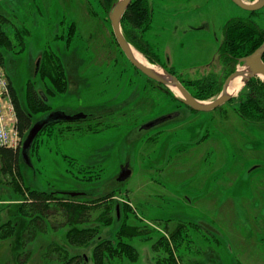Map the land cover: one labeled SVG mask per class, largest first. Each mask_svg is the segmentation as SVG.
Returning <instances> with one entry per match:
<instances>
[{
  "label": "rangeland",
  "instance_id": "obj_1",
  "mask_svg": "<svg viewBox=\"0 0 264 264\" xmlns=\"http://www.w3.org/2000/svg\"><path fill=\"white\" fill-rule=\"evenodd\" d=\"M149 1L152 20L139 31L147 45L142 46L155 57V64L173 68L184 80L216 74L225 81L228 75L218 55L228 21L250 17L264 28V7L248 11L232 0ZM0 12L12 19L5 28L10 34L28 30L25 44L17 47L20 52H9L4 68L24 102L32 81L42 98L40 91L45 93L52 111H101L97 131L78 122H70L72 129L80 126L83 131L48 136L50 128L45 130L33 144L32 165H27L25 174L39 190L84 192L72 196L80 200L113 194L106 199L113 202V223L97 221L106 209L92 206L93 220L88 224L100 225L101 238H113L124 222L134 227L135 235L124 240L135 246L139 259L107 257L104 264L165 260L169 254L163 238L178 264H264V123L245 122L234 109L238 100H232L239 99L243 89L212 111L179 103L171 96L174 91L161 88L127 59L113 33L109 10L97 0H0ZM72 23L74 38L68 43L65 35ZM47 46L65 62L70 86L64 94L52 95L38 76L37 61ZM174 111L180 115L135 132ZM44 114H36L37 119ZM126 163L131 175L118 180ZM80 164L95 166L101 177L92 183L75 180L68 170L76 171ZM3 190L9 193L6 198L12 197L9 188ZM8 212L0 214V222ZM200 220L221 234L203 228ZM61 221L59 217L56 222ZM61 224L39 232L23 248L16 247L17 237L4 241L0 264H61L48 249L66 243L69 226ZM180 224L183 229L172 239ZM67 248L86 256L87 264H95L94 243Z\"/></svg>",
  "mask_w": 264,
  "mask_h": 264
},
{
  "label": "trees",
  "instance_id": "obj_2",
  "mask_svg": "<svg viewBox=\"0 0 264 264\" xmlns=\"http://www.w3.org/2000/svg\"><path fill=\"white\" fill-rule=\"evenodd\" d=\"M97 1L104 9L109 10L116 0ZM152 10L151 1L132 0L123 18L122 26L127 39L137 49L145 52L152 63H158L155 57L151 56L144 47L147 46L145 39L143 35L139 34V31H144L147 25L151 23ZM11 22L12 19L8 15L0 12V65L4 68L7 54L9 52H20L17 47L21 45L23 47L28 33V30L23 28L21 30L16 29L10 34L5 28ZM74 27L75 23L69 25V31L65 35L68 43L74 38L71 33V29ZM224 33L225 38L220 45L218 58L224 64L226 74L229 75L235 70L238 58L252 53L264 42V28L260 27L250 17H239L226 23ZM143 43H145L144 46H142ZM169 71L176 74L173 68H170ZM38 76L46 82L45 84H47L52 95L64 94L69 89L70 81L65 62L60 53L52 46L43 49ZM179 78L194 96L205 100L218 95L224 83V80L216 74H210L195 80H184L180 76ZM8 80L9 90L7 96L14 106L16 129L20 143L17 147L0 145V214L3 211H9L8 218L0 222V247L4 241L17 237L16 247L21 246L23 248L39 232L47 231L50 227H59V224L62 223L61 225L69 226L65 233L66 243L64 245L51 244L48 248L49 251L55 253L57 262H61V264H87L86 256L72 254L67 246L85 247L92 243H94L95 264H104L107 257L119 256L137 261L139 259L137 249L133 244L124 240L125 236L132 238L135 235L133 232L134 227L131 229L124 222L113 238H101L99 237L100 225L93 227L88 224L93 220L92 206L106 209L99 214L97 221L102 222L104 225L113 223V217L110 215L113 202H106V199L113 196V194L96 200H80L62 192L57 194L54 190H39L29 183L25 174V168L28 164L22 158V144L30 128L38 120L36 114L41 112L46 114L52 111V106L48 105L44 98L37 93L32 81L28 83L29 98L26 103L17 93L9 76ZM171 96L182 103L173 93H171ZM235 100H238V103L234 104V109L241 120L255 124L264 123V80L258 77L251 79L243 88L239 99L234 98L232 101ZM102 118L100 114L91 115L86 113V117L80 118L79 121H76V119L51 123L38 134L34 143L38 140L39 135L48 128H50L48 136L65 133V131H83L84 128L80 126L72 129L70 122L86 123L87 130L97 131L101 128ZM58 123L65 124L67 127L64 126L61 129L57 127ZM51 129L52 131H50ZM68 171L72 172V177L75 180L82 182L92 183L101 177H99L100 172L96 171L95 166L90 164H80L76 171L70 169ZM6 188L11 190L12 197L6 198L9 194L3 190ZM129 207V204H125V208L128 209ZM59 217L62 219L60 223L56 222ZM183 227L184 224H180L178 229L171 233V238H177ZM163 239L167 248L165 251L168 252L169 256L165 260H157L154 264H178L171 244L166 238ZM22 262H26V260Z\"/></svg>",
  "mask_w": 264,
  "mask_h": 264
},
{
  "label": "water",
  "instance_id": "obj_3",
  "mask_svg": "<svg viewBox=\"0 0 264 264\" xmlns=\"http://www.w3.org/2000/svg\"><path fill=\"white\" fill-rule=\"evenodd\" d=\"M239 7L248 11H257L264 7V0H232ZM132 0H116L108 12V17L112 25L113 33L115 35L116 41L118 42L123 53L131 64L145 74L148 78L155 81L161 88H166L175 92V97L178 98L186 106L190 107L196 111H212L219 108L232 100L237 93L231 90L232 83L238 78L241 79L242 85L240 90H242L245 85L253 78L259 77L264 80V42L257 47L252 53L238 58V63L236 69L230 73L225 79L221 92L216 98L205 100L199 99L194 96L189 89L185 86L183 81L178 77V75L172 73L168 69L161 65L151 63L152 65H147L142 62L136 55V51H139L126 37L122 21L125 13L131 4ZM140 52V51H139ZM141 53V52H140ZM41 59L37 61L38 68L40 66ZM156 65V66H154ZM239 90V91H240ZM45 99V93L40 91ZM180 115V111H174L151 121H148L141 125L142 128L149 129L153 126L159 125L165 121L173 119ZM86 117V114L80 112L76 114H70L64 110H54L44 114L39 120H37L30 128L26 138L22 144V158L25 163L32 165L30 151L33 143L38 136V134L49 124L57 123L60 121H72L80 118ZM131 175V169L129 163L122 165L118 180H125ZM63 194H69L71 196L83 195L84 192H62ZM189 201L191 198L187 197ZM203 228L208 231L221 234L219 230L214 227L210 222L205 220H200L198 223ZM223 235V234H222Z\"/></svg>",
  "mask_w": 264,
  "mask_h": 264
},
{
  "label": "built area",
  "instance_id": "obj_4",
  "mask_svg": "<svg viewBox=\"0 0 264 264\" xmlns=\"http://www.w3.org/2000/svg\"><path fill=\"white\" fill-rule=\"evenodd\" d=\"M8 87V77L4 67L0 65V145L17 147L20 143V138L16 129L14 106L7 96Z\"/></svg>",
  "mask_w": 264,
  "mask_h": 264
},
{
  "label": "bare ground",
  "instance_id": "obj_5",
  "mask_svg": "<svg viewBox=\"0 0 264 264\" xmlns=\"http://www.w3.org/2000/svg\"><path fill=\"white\" fill-rule=\"evenodd\" d=\"M136 55L137 57L142 61L144 62L145 64L147 65H152L150 64V62L147 60V58L142 54L140 53L139 51H136ZM156 66V65H154ZM241 85H242V82H241V79L238 78L237 80H235L232 85H231V90L235 93H238L240 88H241Z\"/></svg>",
  "mask_w": 264,
  "mask_h": 264
},
{
  "label": "flooded vegetation",
  "instance_id": "obj_6",
  "mask_svg": "<svg viewBox=\"0 0 264 264\" xmlns=\"http://www.w3.org/2000/svg\"><path fill=\"white\" fill-rule=\"evenodd\" d=\"M237 66V65H236ZM100 110H104V108H102V109H100ZM98 112H101V111H92L91 113H89V114H91V115H98ZM87 112H85L84 114H86ZM157 126V125H156ZM153 127H155V126H153ZM153 127H151V128H153ZM151 128H149V129H151ZM149 129H145V128H142L141 126L140 127H138L137 129H135V132H143V131H145V130H149ZM254 169H251L250 171H253ZM249 171V172H250Z\"/></svg>",
  "mask_w": 264,
  "mask_h": 264
}]
</instances>
